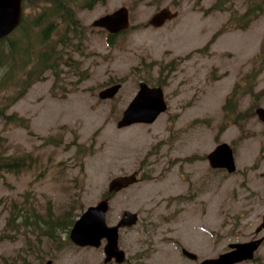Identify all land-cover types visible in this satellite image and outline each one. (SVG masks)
<instances>
[{"label":"rangeland","instance_id":"rangeland-1","mask_svg":"<svg viewBox=\"0 0 264 264\" xmlns=\"http://www.w3.org/2000/svg\"><path fill=\"white\" fill-rule=\"evenodd\" d=\"M216 1L108 0L76 9L86 27L75 41L83 53H69L78 67L62 64L57 86L56 76L47 72L8 110L29 119V127L0 122V150L41 160L36 168L0 177V264H24L27 257L28 264H40L35 255L42 230L36 221L11 230L16 208L34 207L42 216L39 222L48 218L45 210L56 216L71 212L78 219L107 194L114 177L137 170L143 171L140 182L114 195L108 222L116 223L126 209L139 212L126 242L137 234L139 251H147L142 263L195 264L182 256L179 245L201 260L230 249L231 243L264 236V230L257 232L264 215V123L255 114L241 131L225 126L223 111L236 82L255 68L256 91L264 92V12L246 29L221 33L205 48L232 11L243 14L249 2L227 0L225 8L232 9L208 11ZM123 5L130 7L131 27L110 44L109 32L91 24ZM42 7L27 1L23 12L31 17ZM163 7L178 16L162 27H146ZM140 81L152 86L162 81L168 108L153 123L118 128ZM118 82L122 87L113 99L99 98L101 90ZM251 105L249 95L239 102L243 110ZM259 106L264 107V94L255 111ZM223 142L235 151L237 170L231 174L213 169L207 158ZM78 144L88 149L83 169ZM70 261L68 248L56 264ZM236 264H264V243L253 260Z\"/></svg>","mask_w":264,"mask_h":264},{"label":"trees","instance_id":"trees-1","mask_svg":"<svg viewBox=\"0 0 264 264\" xmlns=\"http://www.w3.org/2000/svg\"><path fill=\"white\" fill-rule=\"evenodd\" d=\"M27 1L30 5L35 3L37 5L38 2L43 3L41 11L31 17L23 12L20 25L11 34L0 39V122L6 125L17 123L25 128L29 127V119L20 116L17 112L10 113L8 110L22 99L36 82L45 80L47 72H52L56 76L54 86H57L62 64L68 67L72 65L75 68L78 67V64L72 62L76 59L69 53L70 49L83 53V49L75 41L78 33L81 32L84 36L86 27L83 26L77 16L76 9L93 8L95 5L106 3L108 0H25L23 2L25 8ZM226 1L217 0L208 8V11L232 9L231 7L225 8ZM263 12L264 0H249L245 12L236 15L232 11L229 20L212 36L205 48L210 46L217 35L221 33L232 29H246ZM118 35L108 34L109 43H113ZM198 51H203V49ZM66 55L69 59H65ZM77 63L79 62L77 61ZM172 63L173 61L169 65ZM169 65L167 67L170 71L173 68ZM159 69L164 71L166 66L160 65ZM254 70L256 68L247 78L243 76L241 81L236 82L226 97L223 104L225 126L234 124L241 131H244L247 122L256 114L255 107L264 92L256 91L254 77L259 73V69ZM147 72L149 71L147 70ZM152 84L156 85L154 81ZM157 84L164 85L162 81H158ZM248 95L251 96V107L245 110L240 109L239 102L243 96ZM46 141L48 144L60 145L59 141L52 138H46ZM86 154H88L86 146L78 144L76 155L81 157L82 169L84 167L83 156ZM39 163L41 164V160L31 153L12 154L6 150H0V177H5L8 173L20 174L28 169L38 167ZM41 172L44 173V171ZM16 209L17 211H13L9 219V226H12L11 230L18 231L22 227L34 224L35 221L39 227L43 224L36 220L42 216L34 212V207L25 206ZM17 220L19 223H15ZM57 221L61 235L63 231H70L76 218L71 216V212H64L57 216ZM1 238H6V234L3 233Z\"/></svg>","mask_w":264,"mask_h":264},{"label":"water","instance_id":"water-1","mask_svg":"<svg viewBox=\"0 0 264 264\" xmlns=\"http://www.w3.org/2000/svg\"><path fill=\"white\" fill-rule=\"evenodd\" d=\"M25 0H0V39L11 34L21 23L23 17V2ZM178 11L169 7L157 10L145 23L146 27H162L178 16ZM92 27L105 29L109 34L117 35L131 27L130 7L123 5L111 13L96 18ZM122 87L118 82L99 92L101 99H113ZM168 108L165 92L162 86H152L146 81H140L139 89L121 118L117 122L118 128H124L136 123H153L160 114ZM258 118L264 123V107L256 108ZM207 158L213 168H224L229 173L237 170L235 153L232 146L223 142L212 150ZM139 181L138 172L118 175L109 184V192H119ZM109 198H105L96 205L90 206L76 220L71 229L70 237L77 244L100 245L103 238H107L106 250L109 257L123 255L119 250V229L138 223L139 215L136 212L125 210L118 224L109 225L106 214L109 210ZM264 230V215L257 232ZM264 238L247 242H235L229 245L230 250L215 257L205 258L198 264H236L255 257V251L260 247ZM191 258L197 255L188 249L183 251ZM125 256V254H124Z\"/></svg>","mask_w":264,"mask_h":264},{"label":"flooded vegetation","instance_id":"flooded-vegetation-1","mask_svg":"<svg viewBox=\"0 0 264 264\" xmlns=\"http://www.w3.org/2000/svg\"><path fill=\"white\" fill-rule=\"evenodd\" d=\"M234 153H235V151H234ZM209 164H210V162H209ZM213 169L226 170L224 168H213ZM137 172H138V177H139L138 182H140L141 175H143L142 174L143 171L137 170ZM118 193L119 192H116V193L112 192L109 194H105L100 200V201H102L105 198H109V206L110 207H109V210L106 214V220H107V223L109 225L118 224V222L120 221V219L122 217V215H121L120 219L116 223L110 224L108 222V215H109V212L111 211V208L113 207L112 203L114 200L113 199L114 195L118 194ZM179 196L181 197V195H179ZM182 200H183V198H182ZM94 205H96V204H94ZM88 208H86V209H88ZM126 210H129V209H126ZM130 211H132V210H130ZM133 212H136V211H133ZM45 213H47L46 217H48V218H46V220L44 219L41 221L43 224L39 228L42 230V234L39 236L38 241L40 243L38 244L37 253L35 255L37 261L40 264H42V263H44V264H56L57 260H58L59 253L63 252L65 249H68V248H70V250H71V261L69 264H144L141 262L142 261L141 259H145V257L147 256V251H145V250L139 251L140 243H139V239L137 237V234L136 233L132 234L133 238H132L131 244L126 242V240H128V237H129L128 234H130V232L133 230V228L137 224L132 225V226L121 227L119 229L118 247H119V250H121L125 254V256H124V254L123 255L119 254V257L118 256L109 257L107 250H106L107 241H108L107 238H103L101 240L100 245H86V246L79 245L75 241H73L70 237L71 229L74 226L76 221L72 225L70 231L69 232L65 231L64 236H63V233L61 235L59 233L60 227H59V224L57 223L58 221H57V216L55 214V211L45 210ZM136 213H138V215H139L138 211ZM139 219H140V216H139ZM138 222H139V220H138ZM135 235H136V237H135ZM260 238H264V236L260 237ZM260 238H258L257 236H252L249 240H246L243 242L253 241V240L260 239ZM263 243H264V240L262 241V244ZM25 244L26 245L29 244L28 237H26ZM262 244L260 246H262ZM184 249H188V248H186L184 246H180V245L178 246V250L182 253V256L184 258H188V259L193 260L195 262V264H198L199 262H201L203 260V259L200 260L199 255L196 252H193L190 249H188L197 255L196 259L191 258L189 255H186L183 252ZM229 250L230 249H228L226 251H229ZM257 250L255 251V254H256ZM226 251H224V252H226ZM27 258H24V261H25L24 264H28L26 262ZM247 261H249V260H247ZM243 262H245V261H243Z\"/></svg>","mask_w":264,"mask_h":264}]
</instances>
